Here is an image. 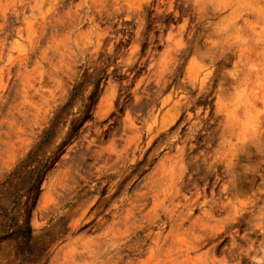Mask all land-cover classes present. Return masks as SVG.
Returning <instances> with one entry per match:
<instances>
[{"label":"rangeland","instance_id":"374dc122","mask_svg":"<svg viewBox=\"0 0 264 264\" xmlns=\"http://www.w3.org/2000/svg\"><path fill=\"white\" fill-rule=\"evenodd\" d=\"M0 264H264V0H0Z\"/></svg>","mask_w":264,"mask_h":264}]
</instances>
